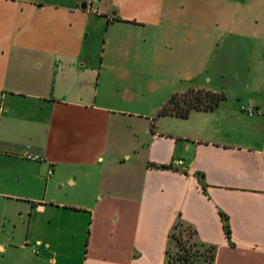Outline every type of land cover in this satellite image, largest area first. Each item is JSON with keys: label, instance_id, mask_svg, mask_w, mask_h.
<instances>
[{"label": "crops", "instance_id": "crops-1", "mask_svg": "<svg viewBox=\"0 0 264 264\" xmlns=\"http://www.w3.org/2000/svg\"><path fill=\"white\" fill-rule=\"evenodd\" d=\"M0 205V264H166L177 221L264 264V0H0Z\"/></svg>", "mask_w": 264, "mask_h": 264}, {"label": "trees", "instance_id": "trees-1", "mask_svg": "<svg viewBox=\"0 0 264 264\" xmlns=\"http://www.w3.org/2000/svg\"><path fill=\"white\" fill-rule=\"evenodd\" d=\"M224 96L204 90L190 88L181 95L173 94L160 107L156 117H175L185 119L191 111L212 112L222 101ZM161 166L160 168H169ZM222 229L224 237L229 238V229L226 218L222 216ZM177 234L173 231L178 229ZM174 242V253L170 252V244ZM213 247H206L195 240V232L188 226L177 221L169 235L168 245L165 249L166 264H211Z\"/></svg>", "mask_w": 264, "mask_h": 264}, {"label": "rangeland", "instance_id": "rangeland-1", "mask_svg": "<svg viewBox=\"0 0 264 264\" xmlns=\"http://www.w3.org/2000/svg\"><path fill=\"white\" fill-rule=\"evenodd\" d=\"M183 94V93H181ZM181 94H177V95H181ZM67 191V189H60L59 186H52L50 188V193L52 195H55V196H64L65 195V192ZM1 207V205H0ZM87 223V222H86ZM80 225L82 224V222L79 223ZM179 230L176 229L173 231L174 235L177 234V231ZM85 235H86V231L84 232V239L82 241V243L78 240H73V238H70V236L68 235V237H64V240L62 242V246L61 247H57V248H52L50 250V252L47 254V253H44L42 249H40L39 247H36V246H30V255L31 256H46V257H55L57 256V259H61V256H74V255H81V257L84 256V252H85ZM41 250V252H40ZM176 250L175 246H174V242L172 241V243L170 244V252L171 253H174ZM56 251V254L54 253ZM68 253V254H67Z\"/></svg>", "mask_w": 264, "mask_h": 264}, {"label": "built area", "instance_id": "built-area-1", "mask_svg": "<svg viewBox=\"0 0 264 264\" xmlns=\"http://www.w3.org/2000/svg\"><path fill=\"white\" fill-rule=\"evenodd\" d=\"M97 1H98V0H89V3H90V4H91V3H92V4H95V3H97ZM247 114L250 115L251 112H250V111H247ZM28 159H29V160H33V161H38V160H39V158H37V157H35V158L28 157ZM48 175H49V176L52 175V171H51V170L48 172Z\"/></svg>", "mask_w": 264, "mask_h": 264}, {"label": "water", "instance_id": "water-1", "mask_svg": "<svg viewBox=\"0 0 264 264\" xmlns=\"http://www.w3.org/2000/svg\"><path fill=\"white\" fill-rule=\"evenodd\" d=\"M81 8L84 9V4H82Z\"/></svg>", "mask_w": 264, "mask_h": 264}]
</instances>
